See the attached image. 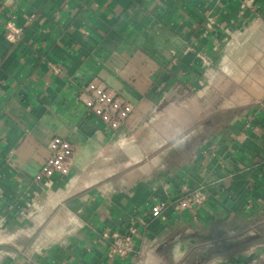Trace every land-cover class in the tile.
<instances>
[{"label": "crops", "instance_id": "crops-1", "mask_svg": "<svg viewBox=\"0 0 264 264\" xmlns=\"http://www.w3.org/2000/svg\"><path fill=\"white\" fill-rule=\"evenodd\" d=\"M94 77L132 105L116 132L78 98ZM53 136L76 153L46 192L32 179ZM199 187L191 213L148 217ZM131 219L132 251L107 258L100 235ZM251 261H264V0H0V264Z\"/></svg>", "mask_w": 264, "mask_h": 264}, {"label": "built area", "instance_id": "built-area-1", "mask_svg": "<svg viewBox=\"0 0 264 264\" xmlns=\"http://www.w3.org/2000/svg\"><path fill=\"white\" fill-rule=\"evenodd\" d=\"M207 25L211 21L207 20ZM6 39L13 42L21 32L19 27L7 25ZM196 57L201 61L206 62L203 56L197 52ZM200 83V81H199ZM200 85H202L200 83ZM79 100L88 108L108 129L116 132L123 125L132 112V105L119 97L98 78L94 77L87 81L85 86L78 94ZM48 149V157L35 174L32 181L35 184H40L49 192L54 176H66L69 174L73 165V159L76 153V147L68 140L59 136H53L46 144ZM206 200V193L203 188L199 187L194 190H189L180 197L168 202L161 200L152 204L148 211L150 218H162L163 211L168 205L179 212H192L201 206ZM137 222L134 219L124 232H103L100 237L107 241L106 257L109 259L124 257L128 255L133 248V238L137 233ZM245 264H264V261H251Z\"/></svg>", "mask_w": 264, "mask_h": 264}, {"label": "trees", "instance_id": "trees-1", "mask_svg": "<svg viewBox=\"0 0 264 264\" xmlns=\"http://www.w3.org/2000/svg\"><path fill=\"white\" fill-rule=\"evenodd\" d=\"M212 121V120H211ZM216 121V119L214 120ZM220 125H223L225 124V122H227V119H224V116L221 115L220 116ZM209 133L204 131V132H201V133H198L194 136H192L189 140V142L185 143L184 146L182 147V149L180 151H178V155L181 154V158L183 160H185L189 155H190V152L192 150H194L204 139H206L208 137ZM177 164L176 161H173L172 162V165H175ZM178 166V165H176Z\"/></svg>", "mask_w": 264, "mask_h": 264}, {"label": "rangeland", "instance_id": "rangeland-1", "mask_svg": "<svg viewBox=\"0 0 264 264\" xmlns=\"http://www.w3.org/2000/svg\"><path fill=\"white\" fill-rule=\"evenodd\" d=\"M254 71H255L254 73H258V71H259V70L255 68V70H254Z\"/></svg>", "mask_w": 264, "mask_h": 264}]
</instances>
